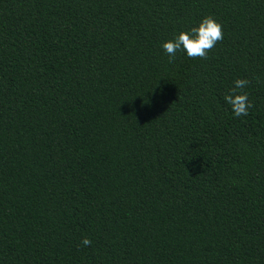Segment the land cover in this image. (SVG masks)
<instances>
[{
    "label": "trees",
    "instance_id": "16d2710c",
    "mask_svg": "<svg viewBox=\"0 0 264 264\" xmlns=\"http://www.w3.org/2000/svg\"><path fill=\"white\" fill-rule=\"evenodd\" d=\"M0 264H264V0H0Z\"/></svg>",
    "mask_w": 264,
    "mask_h": 264
},
{
    "label": "clouds",
    "instance_id": "9594fccd",
    "mask_svg": "<svg viewBox=\"0 0 264 264\" xmlns=\"http://www.w3.org/2000/svg\"><path fill=\"white\" fill-rule=\"evenodd\" d=\"M224 38L223 26L211 15L204 16L197 26L190 30H182L171 39L162 43V48L173 62L177 51L186 52L190 58L207 59L208 53L216 46L217 42ZM250 81L244 78H236L233 86L225 93L224 101L231 107L235 117L247 116L249 109L253 107L248 99V93L244 89ZM91 240L84 237L81 240L83 246H89Z\"/></svg>",
    "mask_w": 264,
    "mask_h": 264
}]
</instances>
